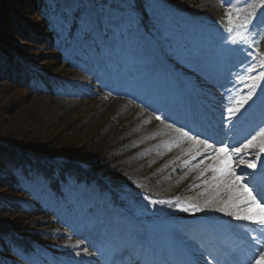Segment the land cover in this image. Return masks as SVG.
<instances>
[{"label":"rangeland","instance_id":"1","mask_svg":"<svg viewBox=\"0 0 264 264\" xmlns=\"http://www.w3.org/2000/svg\"><path fill=\"white\" fill-rule=\"evenodd\" d=\"M20 1L22 6L12 4L9 12L35 25V0ZM47 2L58 33L55 48L29 46L13 35L14 25L0 19L7 28L1 39L17 40L23 53L37 55L54 79L50 92L35 94L0 77L2 143L29 148L56 140L67 147L56 161L85 167L96 162L110 169L117 186L103 178L111 191L103 190L95 181L62 179L55 171L56 186L47 174L17 169L20 182L0 198L34 212L18 217L21 231L14 233L35 234L38 240L25 251L6 237L11 254L0 250V264H195L193 251H204L196 264L241 263L217 261L228 256L251 264L256 233H247L249 222L219 210L234 193L224 184L214 187L215 173L205 171L215 163L214 150L198 155L189 147L192 140L181 132L171 136L170 130L236 143L248 134L254 112L263 108L264 114V0H132L131 14L128 0ZM138 2H144L145 12ZM230 8L250 20L236 30L244 39L226 30ZM7 41L0 47L10 46ZM31 81L47 87L42 77ZM250 92L252 98L229 117L226 109ZM205 123L216 126L207 133ZM251 128L255 135L264 125ZM258 151L248 149L243 158L254 160ZM233 160L239 164L240 156ZM8 171L0 163V176ZM252 171L236 168L246 183ZM209 193L215 195L206 206ZM189 204L199 210H185Z\"/></svg>","mask_w":264,"mask_h":264},{"label":"trees","instance_id":"2","mask_svg":"<svg viewBox=\"0 0 264 264\" xmlns=\"http://www.w3.org/2000/svg\"><path fill=\"white\" fill-rule=\"evenodd\" d=\"M14 1H17V3ZM47 1L48 0H35L33 3V8L39 19L35 25L30 23L26 18H23V16H15L16 13L9 12L12 4L15 6L19 4V6H22L20 0H11V2L6 5L5 9L1 11L0 19L4 18L7 20V23L9 21V23L14 25V29L11 28L13 35H21L25 41L29 42V46H32V42H37V44H40L41 48H43V46L47 49L55 48L57 47L56 37L58 33L52 26L49 4ZM143 3L144 2H138V6L144 11ZM32 18L35 19L34 16ZM22 24L25 25L26 28L28 24L31 25V29L29 28L28 32H25ZM6 29L7 28L3 25H0V41H7L4 35L2 36L3 39H1V33ZM7 42L10 45L8 46L9 48L5 45H1L0 47V77L6 80H12L17 87L24 86L28 88V91L35 94L50 92L54 87L52 82L54 79L52 80L50 77V68L39 65L37 62V55L23 53L17 40L12 43H10V41ZM7 49H9V51ZM56 58H58V60L61 59L60 54H57ZM40 77L44 79L47 87L38 88L32 83L31 80H38ZM55 142L56 140H51L50 142L38 143L33 147L27 148L23 144L17 145L10 142L8 144H3L2 138L0 137V163L3 165V168H8L9 170L5 176H0V192L5 191V193H13L15 185L20 182L17 169L24 170L26 173L34 169L35 171L37 170L47 174L50 184L55 185L56 183V186L57 179L53 177L55 171L61 173L62 179H64L65 176H72L78 182L95 181L98 185L102 186L103 190H109L103 178L110 181L115 187L117 186L112 182L115 175L111 174L110 169L103 168L96 164V162L85 167L71 160L69 162L65 161L64 163L56 161L54 157L63 154L62 150L67 149V147L65 145H59L58 142L56 144ZM113 196L117 200L118 196ZM27 212L28 213H25V211L21 210L20 206L16 204H5L0 198V241L2 243L0 250H4L6 254H11L8 251V247L5 246L6 237L9 238L11 244L21 245L25 251L30 249L34 240H38L35 234L19 236L14 233L15 229L17 230L18 228V231H21L20 227L22 223L19 219L24 217L23 215L34 213L33 211ZM5 215L9 216L5 217ZM10 216L16 218L13 217L10 219ZM18 217L20 218L18 219Z\"/></svg>","mask_w":264,"mask_h":264},{"label":"snow or ice","instance_id":"3","mask_svg":"<svg viewBox=\"0 0 264 264\" xmlns=\"http://www.w3.org/2000/svg\"><path fill=\"white\" fill-rule=\"evenodd\" d=\"M126 7L129 9L130 14L134 12L135 4L132 0H128ZM242 10L238 8H230L226 13L227 20V31L232 33L239 28L245 27L250 20L248 17L241 18L240 12ZM252 14L249 13V16ZM236 37L244 39L243 35L236 31ZM264 38V37H262ZM236 42V38L233 37V43ZM252 98V93L236 101L234 107H228L226 109L229 117L234 116L239 112L240 107L247 103L248 100ZM161 119V117H157ZM178 132L182 133V136L188 138L194 142L195 150L197 154H200V149L203 148L205 151L214 150L215 163L209 165L205 170H211L215 175L212 177L213 181L217 183L214 187H219L220 184H224L226 190L232 191L234 194L227 201L224 202L223 207L219 210L222 212H227L229 215L234 216L237 220H243L249 222L251 225L256 227L249 229L250 232L256 233L252 237L253 248L252 256L254 259L251 260V264H264V247H256L259 245H264V161L260 160L261 154H264V128H261L256 135H253L251 139L247 140L246 143L242 144L240 147L230 149L227 144L221 143L219 147L209 143L207 139L201 140L199 136L192 135L190 132L183 131L182 129H177ZM258 147L259 151L256 154L254 160H245L244 155H247V150ZM243 154V155H242ZM234 156H240L239 164H236L233 160ZM259 162L260 171L257 172ZM185 163H188L186 161ZM243 166V168L253 170L249 174L250 179L248 182L245 181L243 175H237L236 168ZM201 176L204 175L202 171ZM205 184L208 183L207 180L204 181ZM249 184L252 187H249ZM257 189L255 192L253 189ZM150 199V198H149ZM151 203H165V201H151ZM206 206L211 204V201H206ZM243 205V207H241ZM199 210V205L189 204L188 208L185 210ZM219 264V262H218Z\"/></svg>","mask_w":264,"mask_h":264},{"label":"bare ground","instance_id":"4","mask_svg":"<svg viewBox=\"0 0 264 264\" xmlns=\"http://www.w3.org/2000/svg\"><path fill=\"white\" fill-rule=\"evenodd\" d=\"M219 101H221V102H223V100L222 99H219ZM262 111H263V108H258L255 112H254V114H253V116H252V120H251V122L249 123V125H248V130H247V133L248 134H246V135H244L241 139H238V140H236V143H232V142H229L228 140L226 141V142H224V144H227L228 146H229V148L230 149H232V147H235L237 144H244V143H246L247 142V140H249V139H251L252 138V136L253 135H251L250 134V129H252L251 127H254V128H257L258 126H260V125H264V114L262 113ZM238 116L239 115H237L236 117H234V118H232L233 120H236L237 118H238ZM256 118V119H255ZM210 122V121H209ZM211 123H212V121H211ZM256 123V124H255ZM206 125H204V130L205 131H207V133H208V131H210L211 129L213 130V126L215 125V124H213L212 126H210L209 124H207V123H205ZM189 126H190V124H189ZM216 126V125H215ZM214 126V127H215ZM133 128V126L132 127H130V129H132ZM193 128V127H192ZM245 128V127H244ZM171 131V136H174V137H176L177 136V134H180V132H176L175 131V128L173 129L172 128V130H170ZM226 132V130H223V129H221V134L224 136V133ZM206 133V134H207ZM196 134H197V132H196ZM204 133H202V132H200V136H204V138H205V135H203ZM168 135H170V134H168ZM217 135H220V134H215L214 136H217ZM256 135V134H255ZM135 136V135H134ZM198 136V135H197ZM233 136H235V133H233ZM203 138V139H204ZM217 138V137H216ZM223 140H224V137H223ZM223 140H219V142H222ZM208 141H209V143H211V144H213V142L214 141H216V144H220V143H218V140H216V139H214V140H212L211 138H209L208 139ZM189 147H192V150L193 151H196L195 150V145L193 144L192 146H189ZM200 153L201 152H204L205 150L203 149V148H201L200 150ZM197 153V152H196ZM197 156V154L195 155V157ZM262 161H264V154H263V158H262ZM258 169L260 170V168L258 167ZM258 172V171H257ZM218 188V187H217ZM256 190V189H255ZM215 193V192H214ZM216 194V193H215ZM215 194H213V193H209V194H207L204 198H205V200H209V201H212L211 199L212 198H214V195ZM219 195V194H218ZM228 195V194H227ZM227 195H225V196H227ZM220 196H221V193H220ZM229 197H228V199L230 198V197H232V195H228ZM216 199V198H215ZM224 199V198H223ZM225 199H226V197H225ZM228 199H226L225 201H227ZM222 200V198L219 200V202ZM222 201H224V200H222ZM224 201V202H225ZM213 203V202H212ZM211 203V204H212ZM262 203H264V201H262ZM222 205H224V203L222 204ZM242 207H243V205H242ZM236 219V218H235ZM239 221V220H238ZM237 221V219H236V222H238ZM236 224V223H235ZM254 227H256L255 225H251V224H248V225H246L245 226V228H246V231H247V233H249L250 231H249V229H251V228H254ZM186 231H188L187 233H188V235L186 234V232H185V234L187 235V236H189V230L187 229ZM198 233V232H197ZM192 234V233H191ZM195 234V233H194ZM194 236V235H193ZM196 236H197V234H196ZM185 238H186V236H184ZM201 237L203 238V240H199V244L201 243V245L202 246H204L205 244L203 243L204 242V238H206V236H205V234L204 233H202L201 234ZM208 237V236H207ZM199 238V237H198ZM83 240V239H82ZM179 240L181 241L182 240V237H180V238H178L177 239V241L176 242H179ZM80 242V241H79ZM85 243V242H84ZM83 244V243H82ZM178 245H179V243H178ZM181 246V245H180ZM246 246V245H245ZM208 248H209V246H207ZM258 247H260V245L258 246ZM209 250H210V248H209ZM192 251V250H191ZM210 252V254L209 255H211V256H213V254L211 253V251H209ZM193 254H197V258H195V260L196 259H198V260H196L195 262L196 263H199L198 261H200L199 259H202L203 258V255H204V251H193ZM209 255H206V256H208V257H211V256H209ZM205 256V257H206ZM214 258H215V256H213ZM226 258H231V259H233L234 261H240L241 263H239V264H242V261H244V260H239V259H234L233 257H231V256H228V257H225L224 258V260H221V259H217V261H222L223 263L224 262H226ZM252 259H253V256H252ZM204 262H205V260H204ZM195 263V264H196ZM225 264H227V263H225Z\"/></svg>","mask_w":264,"mask_h":264},{"label":"water","instance_id":"5","mask_svg":"<svg viewBox=\"0 0 264 264\" xmlns=\"http://www.w3.org/2000/svg\"><path fill=\"white\" fill-rule=\"evenodd\" d=\"M8 2H9V0H0V13L2 10L5 9Z\"/></svg>","mask_w":264,"mask_h":264}]
</instances>
